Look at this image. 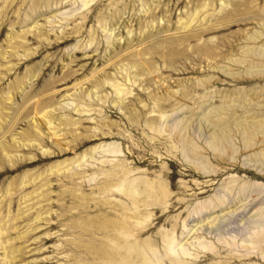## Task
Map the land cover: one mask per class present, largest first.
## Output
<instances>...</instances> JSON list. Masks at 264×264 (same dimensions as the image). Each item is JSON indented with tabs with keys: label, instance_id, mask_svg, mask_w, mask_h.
Returning <instances> with one entry per match:
<instances>
[{
	"label": "rangeland",
	"instance_id": "374dc122",
	"mask_svg": "<svg viewBox=\"0 0 264 264\" xmlns=\"http://www.w3.org/2000/svg\"><path fill=\"white\" fill-rule=\"evenodd\" d=\"M0 230V264H264V0H0Z\"/></svg>",
	"mask_w": 264,
	"mask_h": 264
},
{
	"label": "bare ground",
	"instance_id": "6f19581e",
	"mask_svg": "<svg viewBox=\"0 0 264 264\" xmlns=\"http://www.w3.org/2000/svg\"><path fill=\"white\" fill-rule=\"evenodd\" d=\"M119 190L120 191H122V192H124V193H126L127 195H130V196H132V197H134V198H137L138 197V195H140L141 194V191L139 190V188L137 187V186H135L134 185V182H129V183H127V184H124V185H122L120 188H119ZM2 225V224H1ZM3 227V226H2ZM2 229V228H1ZM1 233H3V230H0V234ZM3 237V236H2ZM171 237V236H170ZM174 237V236H173ZM171 238V239H168L166 242H167V247H168V249H169V251L170 252H172V253H174L172 250H174L173 249V247H174V242H175V240H174V238ZM20 238H22V237H20ZM3 239V238H2ZM3 241V240H2ZM4 242V241H3ZM1 243L0 242V245H1V247H2V249H5L6 250V258H8L9 259V257H10V259L12 260V261H16V259H18L17 258V256H15L14 255V251L12 250V253H10V254H8V248H7V246L6 245H4V243ZM9 246V245H8ZM43 247V246H42ZM128 247V249L127 250H130L132 253H136V255H137V257H140V253L141 252H143V251H148V255H149V258L151 259V260H154L155 262H157V263H159L160 262V259L158 258V254L156 253H154V250L151 248V247H146V246H144L142 243H140V242H136L134 245H129V246H127ZM145 247H146V249H145ZM117 248H121V247H117ZM175 248V247H174ZM44 250V249H43ZM176 250V249H175ZM39 251V250H38ZM42 251V250H41ZM168 251V250H167ZM40 253V252H39ZM170 254V253H169ZM176 254V253H175ZM21 256V255H20ZM171 256V255H170ZM4 257V258H5ZM112 258H114L113 256L110 258V257H107L106 259H108L109 261L112 259ZM49 259V258H48ZM48 259L46 258V259H44L45 260V262H43V260H42V262L43 263H49V261H48ZM5 261H6V259H4ZM33 260H35V259H33ZM122 260V259H121ZM2 261V260H1ZM150 261V260H149ZM33 262V261H32ZM52 262V261H51ZM43 263H41V264H43ZM25 264V263H24ZM32 264H40V263H32ZM52 264V263H51Z\"/></svg>",
	"mask_w": 264,
	"mask_h": 264
}]
</instances>
